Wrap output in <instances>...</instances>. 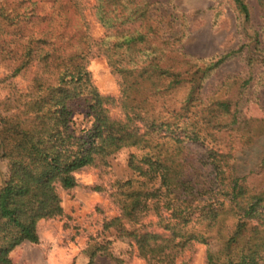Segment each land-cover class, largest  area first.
Returning <instances> with one entry per match:
<instances>
[{
  "label": "trees",
  "instance_id": "trees-1",
  "mask_svg": "<svg viewBox=\"0 0 264 264\" xmlns=\"http://www.w3.org/2000/svg\"><path fill=\"white\" fill-rule=\"evenodd\" d=\"M232 1L250 24L247 0ZM4 2L0 160L8 172L0 183V264H12L10 253L23 242H40V221L65 214L60 190L78 185L77 171L104 172L122 148L131 151L134 174L109 190L119 213L105 228L128 238L137 256L177 264L202 246L205 264H264V182L252 181L264 172V118L244 111L257 97L264 27H251L238 50L204 57L185 49L188 14L152 0H96L106 28L98 39L84 0ZM244 51L249 76L228 75L207 88ZM98 56L117 75L118 94L95 83L90 65ZM18 77L30 78L27 88Z\"/></svg>",
  "mask_w": 264,
  "mask_h": 264
},
{
  "label": "rangeland",
  "instance_id": "rangeland-1",
  "mask_svg": "<svg viewBox=\"0 0 264 264\" xmlns=\"http://www.w3.org/2000/svg\"><path fill=\"white\" fill-rule=\"evenodd\" d=\"M4 0H0L3 3ZM5 5H13L22 0H5ZM168 10L178 8L188 14L191 33L185 40L187 52L204 57H213L231 50H238L251 33L250 28L263 30L264 0H247L250 5L251 23L246 25L232 0H152ZM86 19L93 36L98 39L106 34V28L96 19V0H84ZM3 5V4H1ZM0 5V7H2ZM9 5V6H10ZM1 22V21H0ZM2 27V25H0ZM258 58L259 52L250 56ZM250 58V57H249ZM248 55L238 53L228 58L208 80L207 88H213L228 75L249 76ZM254 67V93L258 97L246 105L244 111L256 119L264 118V67L263 63ZM95 83L105 93L118 94V77L108 65L106 58L92 59ZM8 74V69L0 65V78ZM20 88H27L30 78L18 77ZM119 113L118 109L115 110ZM83 117L79 120L82 122ZM261 151L254 154L256 163ZM130 150L122 148L108 158L109 165L104 172L93 167H85L76 172L78 185L70 190H60L65 214L62 217L42 220L38 232L40 242H23L10 253L12 264H115L112 256L123 258L127 264H147L132 251L128 238L122 237L114 229H106L105 224L118 215V207L109 194L118 180L130 179L134 172L129 166ZM8 172V161L0 160V183ZM252 181L260 186L264 182V172L253 176ZM102 185L105 190H96ZM190 254L180 258L177 264H205V251L200 246L190 259Z\"/></svg>",
  "mask_w": 264,
  "mask_h": 264
}]
</instances>
